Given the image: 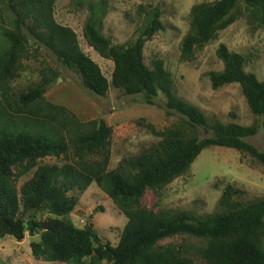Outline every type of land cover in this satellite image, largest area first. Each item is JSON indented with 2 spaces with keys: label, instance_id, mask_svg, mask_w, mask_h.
Masks as SVG:
<instances>
[{
  "label": "trees",
  "instance_id": "obj_1",
  "mask_svg": "<svg viewBox=\"0 0 264 264\" xmlns=\"http://www.w3.org/2000/svg\"><path fill=\"white\" fill-rule=\"evenodd\" d=\"M88 1L83 37L113 62L110 80L83 51L77 33L56 20L57 0H0V239L22 241L29 232L32 258L48 264H264V199H246L242 188L227 184L216 209L204 215L154 210L141 203L146 189L159 194L210 146L244 152L264 167V151L249 141L259 126L207 118L177 95L162 58L145 63V43L164 30L158 8L145 13L133 39L114 44L102 32L106 1ZM241 17H247L254 30L264 28V0L192 5L189 28L180 42L181 59L194 60L198 50ZM34 44L52 53L98 96L113 87L125 95H142L153 105L163 95L178 122L162 130L147 125L157 141L110 169L112 127L103 119L83 120L46 97L60 77L58 68L41 62L38 79L15 90L25 61L35 56ZM216 54L223 67L208 73L212 88L238 84L256 121L264 122V79L246 71L248 57L225 44L218 45ZM46 157L62 163L44 164ZM92 184L126 218L117 245L104 241L90 219L83 226L71 220L78 194ZM167 238L182 240L162 243Z\"/></svg>",
  "mask_w": 264,
  "mask_h": 264
},
{
  "label": "rangeland",
  "instance_id": "obj_2",
  "mask_svg": "<svg viewBox=\"0 0 264 264\" xmlns=\"http://www.w3.org/2000/svg\"><path fill=\"white\" fill-rule=\"evenodd\" d=\"M99 0H93L97 2ZM107 14L102 32L114 44H124L133 39L145 22V13L158 8L164 30L157 32L145 43L143 56L146 64L154 56L162 58L173 74L177 95L198 107L207 118L220 122H237L242 125L256 123L259 130L249 141L264 151V122L251 113L246 98L238 84H227L213 89L208 73L221 70L223 64L217 57L219 44L248 57L246 71L264 79V28L254 30L247 17H241L218 38L198 50L195 59L183 61L180 42L189 28V12L192 5L214 0H105ZM88 0H57L56 20L71 27L78 35L83 51L111 79L113 62L101 57L83 37V27L88 15ZM1 23V21H0ZM35 56L25 61V70L13 86L15 90L26 88L38 79L41 62L60 70V77L49 87L46 97L74 111L83 120L103 119L113 129L112 155L109 168H115L124 158L137 155L157 141L147 125L164 129L178 122L179 116L165 106L160 95L155 104L144 102L142 95H125L111 87L105 96H98L85 89L79 76L62 67L55 56L44 47L34 44ZM33 53V52H32ZM34 54V53H33ZM206 134L201 131V136ZM44 164H61L55 157H46ZM25 178L24 180H27ZM21 181L20 183H22ZM227 184L245 190V198L264 199V167L251 156L236 149L210 146L204 149L192 163L189 171L174 179L156 194L146 189L141 203L154 210L169 208L191 211L197 215L212 213ZM77 226L90 219L99 236L117 245L126 218L112 200L96 185L78 194V204L70 214ZM32 236L26 232L22 241L7 236L0 239L2 264H48L32 258L29 247ZM167 238L162 243L180 241Z\"/></svg>",
  "mask_w": 264,
  "mask_h": 264
}]
</instances>
